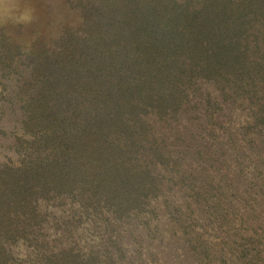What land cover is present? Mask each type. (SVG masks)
Listing matches in <instances>:
<instances>
[{"label":"rangeland","instance_id":"rangeland-1","mask_svg":"<svg viewBox=\"0 0 264 264\" xmlns=\"http://www.w3.org/2000/svg\"><path fill=\"white\" fill-rule=\"evenodd\" d=\"M158 1L0 0V178L52 152L47 134L63 127L72 102L62 86L45 88L46 66L112 34L123 46L144 15L152 29ZM160 1L192 13L206 0ZM246 13L243 57L214 69L186 62L172 73L174 95L166 88L174 102L124 109L129 124L147 125L140 163L150 145L169 157L153 168L154 189L128 208L96 204L78 189L36 202L26 231L1 234L3 264H264V0ZM109 68L99 66L105 81Z\"/></svg>","mask_w":264,"mask_h":264},{"label":"trees","instance_id":"trees-1","mask_svg":"<svg viewBox=\"0 0 264 264\" xmlns=\"http://www.w3.org/2000/svg\"><path fill=\"white\" fill-rule=\"evenodd\" d=\"M228 2L206 0L199 9L185 13L159 0L152 6L156 10L161 4L157 15H151L152 29L144 27L143 22L150 24L144 15L145 21L135 25L136 32L124 38L123 46L118 45L117 34H112L94 39L88 53L77 46L57 60L53 57L44 73L50 76L45 88L59 91L62 86L67 96L63 98L72 103L62 108L59 133L47 134L45 145L53 146V151L38 162L30 161L26 171L19 167L0 178V238L4 232L17 236L22 233L20 228L26 231V222L36 217V202L41 200L77 195L78 189L81 196L90 194L96 204L104 199L105 204L115 201L128 208L154 189L153 168L166 165L169 157L150 145L149 157L140 163L139 147L145 148L147 125L129 124L123 111L128 105L132 111L152 106V102L159 106L174 102L166 88L173 96L172 73L180 72L186 62L214 69L223 61L243 57L242 50H248L247 44L241 48L242 41L248 42L244 37L249 23L246 12L254 0H242L235 6ZM83 53L90 63L80 61L78 56ZM68 54L71 58L62 65L58 59ZM101 62L110 66L109 81L100 74ZM66 64L72 66L66 68ZM125 65L129 68L123 71ZM131 67L137 74L135 80ZM53 136L60 138L55 142ZM0 249H5L2 241Z\"/></svg>","mask_w":264,"mask_h":264}]
</instances>
